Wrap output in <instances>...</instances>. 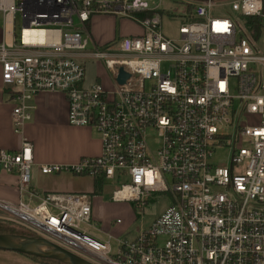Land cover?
Here are the masks:
<instances>
[{
    "label": "built area",
    "instance_id": "2783aa9c",
    "mask_svg": "<svg viewBox=\"0 0 264 264\" xmlns=\"http://www.w3.org/2000/svg\"><path fill=\"white\" fill-rule=\"evenodd\" d=\"M163 2L0 0V63L16 134L32 121L34 98L57 93L66 99L70 126L100 135L99 156L43 164V175L102 179L115 186V203L143 208L151 194L164 193L171 205L134 239L116 237L114 254L112 234L103 240L85 229L100 231L95 193L39 196L33 189L34 148L23 137L20 149H0V171L16 175L20 193L39 201L35 207L0 201V210L94 264H264V54L253 49L264 42V0L192 2L194 20L188 7L178 39L162 31ZM227 5L245 32L232 18L214 15ZM98 15L129 20L143 33L93 45L85 28ZM246 18L258 19V40ZM26 31H43L47 40L26 42ZM87 60H103L116 86L84 87ZM121 68L130 75L123 85ZM246 115L259 124L244 126ZM224 148L227 163L215 165L214 154Z\"/></svg>",
    "mask_w": 264,
    "mask_h": 264
},
{
    "label": "crops",
    "instance_id": "0c3cea01",
    "mask_svg": "<svg viewBox=\"0 0 264 264\" xmlns=\"http://www.w3.org/2000/svg\"><path fill=\"white\" fill-rule=\"evenodd\" d=\"M128 21L114 16H94L87 24L85 33L93 45L99 46L114 43L124 37L121 31V25L124 23L132 25V29L125 32L126 36L143 33L138 24ZM4 40L3 16L0 13V44ZM95 83H102L105 87L100 77H97L93 84L83 83V86L90 87ZM11 93L12 91L3 85L0 63V149L8 151L20 149L23 137L32 142L35 160L32 187L39 196L49 192L94 194L96 188L93 178L69 173L43 175L40 166L43 164L75 165L82 158L99 156L102 153L99 133L91 128L70 126L67 122L68 107L65 97L51 93L40 94L34 98L32 101L35 106L33 119L26 125L24 135H18L13 131L11 121L14 106ZM96 195L99 196V200L95 205L93 204V219L102 221L105 220L106 208L109 204L100 199L103 195ZM0 201L13 204L30 201L28 196L20 193L16 175L0 171ZM38 201L37 199L31 200L30 204H37ZM2 258L8 262L16 261L19 264H40L15 252H0V259Z\"/></svg>",
    "mask_w": 264,
    "mask_h": 264
},
{
    "label": "rangeland",
    "instance_id": "374dc122",
    "mask_svg": "<svg viewBox=\"0 0 264 264\" xmlns=\"http://www.w3.org/2000/svg\"><path fill=\"white\" fill-rule=\"evenodd\" d=\"M197 0H164L162 7V31L164 35L168 38L178 39L179 34L178 30L181 23L187 19V8L192 2ZM227 3V2H225ZM214 15L216 16H228L232 18L238 25V27L243 31L242 22L239 19L238 13L233 12L230 6H224L223 8H218L214 10ZM129 22V21H128ZM22 27V20L18 16L17 19V33L19 35L20 28ZM119 29V26H118ZM132 29V25L129 23H124L121 25L122 35L126 36L125 32ZM244 36V34L242 33ZM132 36V35H131ZM137 36V35H134ZM256 46H253L254 51L259 54H264V42L260 41ZM85 66V78L84 84H93L97 77H100L107 89H113L116 84L111 73L107 70L103 60H87L84 62ZM242 124L244 126H256L259 124V119L256 116L246 115ZM229 151L228 149H219L213 157V162L215 165L221 166L225 165L228 161ZM115 186L103 184V197L100 196V199L104 203L109 204V207L106 208V217L105 220H96L97 226L100 228V231L93 230L92 228L85 226V229L88 233L99 239L107 240L108 234H112L114 239L111 240V246L113 253H117V242L116 237L122 239H134L135 236L141 229L147 228L151 222L160 216L166 211V209L171 205V198L164 193H153L147 199V204L143 208L137 207L136 203H115L111 201V194ZM99 196L94 197L93 204L95 205L96 201L99 200ZM36 204H32V207H35ZM105 208L103 209V211ZM7 213L3 210H0V227H3V231L8 233L4 234H15V235H27V236H36L27 228L12 222L8 219H11ZM117 219H122L123 223L117 226H110L109 224L114 222ZM107 224V225H106ZM120 230V231H119ZM3 234V233H2ZM3 252V251H0ZM6 252V251H4ZM14 254V253H11ZM0 264H19L16 261L8 262L5 259H0ZM29 264V263H25ZM34 264V263H33Z\"/></svg>",
    "mask_w": 264,
    "mask_h": 264
},
{
    "label": "water",
    "instance_id": "95a60500",
    "mask_svg": "<svg viewBox=\"0 0 264 264\" xmlns=\"http://www.w3.org/2000/svg\"><path fill=\"white\" fill-rule=\"evenodd\" d=\"M129 78L130 75L121 68L117 78L118 84H125ZM0 251L15 252L62 264H94L41 236L0 234Z\"/></svg>",
    "mask_w": 264,
    "mask_h": 264
},
{
    "label": "trees",
    "instance_id": "16d2710c",
    "mask_svg": "<svg viewBox=\"0 0 264 264\" xmlns=\"http://www.w3.org/2000/svg\"><path fill=\"white\" fill-rule=\"evenodd\" d=\"M192 9H193V6L190 5L188 8V15H189L188 18L190 20H194V18L191 16ZM143 16H145V15H143ZM245 22H246V27H247L250 35H252V37H254L256 40H258V38L260 37V27L258 25L259 24L258 19L257 18H246ZM103 184H104V181L102 179L95 181V188H96L95 194H100V195L102 194ZM2 233L4 234V233H8V232L3 231V227H0V234H2ZM22 256L27 257L30 260H32L36 263H40V264H62V263H59L56 261L42 260V259H38V258H34V257H29L26 255H22Z\"/></svg>",
    "mask_w": 264,
    "mask_h": 264
},
{
    "label": "bare ground",
    "instance_id": "6f19581e",
    "mask_svg": "<svg viewBox=\"0 0 264 264\" xmlns=\"http://www.w3.org/2000/svg\"><path fill=\"white\" fill-rule=\"evenodd\" d=\"M24 40L26 42L37 41L46 42L45 32L43 31H26L24 34Z\"/></svg>",
    "mask_w": 264,
    "mask_h": 264
}]
</instances>
